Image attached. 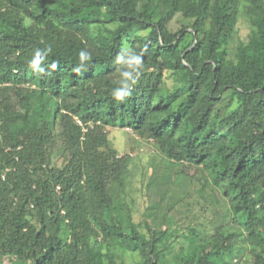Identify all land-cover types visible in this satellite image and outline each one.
I'll return each mask as SVG.
<instances>
[{
  "label": "trees",
  "instance_id": "1",
  "mask_svg": "<svg viewBox=\"0 0 264 264\" xmlns=\"http://www.w3.org/2000/svg\"><path fill=\"white\" fill-rule=\"evenodd\" d=\"M240 18L251 29L237 41ZM117 125L170 165L147 187L144 222ZM187 168L227 203L213 230L171 219L189 201L171 175ZM6 262L264 264V0H0Z\"/></svg>",
  "mask_w": 264,
  "mask_h": 264
},
{
  "label": "rangeland",
  "instance_id": "2",
  "mask_svg": "<svg viewBox=\"0 0 264 264\" xmlns=\"http://www.w3.org/2000/svg\"><path fill=\"white\" fill-rule=\"evenodd\" d=\"M250 29L248 23L240 18L237 41L239 39L246 40ZM167 78L169 85H171L169 73H167ZM107 130L113 146L121 154L131 156L129 160L130 170L134 172V197L131 202L134 204L135 220L144 222L147 219V207L150 205L147 187L156 181V175L162 174L163 169L168 170L170 165L153 143L138 138L130 128L117 125L108 126ZM187 170L190 175H171V182L169 183L172 185V195L175 198L187 196L189 200L187 206L181 203L180 208L171 211V219L179 227L193 224L204 228L201 225L206 224L209 230H213L215 225H221L227 220V203L220 192L206 178L205 172L195 168H187ZM168 173L171 174L170 171ZM129 260L131 261V259ZM6 264L9 263L6 262Z\"/></svg>",
  "mask_w": 264,
  "mask_h": 264
},
{
  "label": "clouds",
  "instance_id": "3",
  "mask_svg": "<svg viewBox=\"0 0 264 264\" xmlns=\"http://www.w3.org/2000/svg\"><path fill=\"white\" fill-rule=\"evenodd\" d=\"M80 57L81 59H87L88 57L85 55L84 52L80 53ZM141 58L140 57H132L129 59L128 64L131 65H140L141 64ZM40 63V57H39V53L37 52L36 55H33L32 59L30 60V64L35 68V66H37ZM54 66V65H53ZM121 75L125 78L130 79L131 78V73L129 72H124L121 73ZM115 94L118 96V98H124L126 96H129L131 93L128 90V86L125 85L124 88L118 89L116 90ZM128 128V127H127Z\"/></svg>",
  "mask_w": 264,
  "mask_h": 264
},
{
  "label": "built area",
  "instance_id": "4",
  "mask_svg": "<svg viewBox=\"0 0 264 264\" xmlns=\"http://www.w3.org/2000/svg\"><path fill=\"white\" fill-rule=\"evenodd\" d=\"M79 123H81V124H82V121H81V120H79Z\"/></svg>",
  "mask_w": 264,
  "mask_h": 264
}]
</instances>
